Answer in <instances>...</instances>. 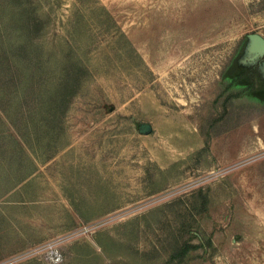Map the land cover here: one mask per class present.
Segmentation results:
<instances>
[{
    "label": "rangeland",
    "instance_id": "rangeland-1",
    "mask_svg": "<svg viewBox=\"0 0 264 264\" xmlns=\"http://www.w3.org/2000/svg\"><path fill=\"white\" fill-rule=\"evenodd\" d=\"M253 33L264 0H0V264H264Z\"/></svg>",
    "mask_w": 264,
    "mask_h": 264
},
{
    "label": "water",
    "instance_id": "water-1",
    "mask_svg": "<svg viewBox=\"0 0 264 264\" xmlns=\"http://www.w3.org/2000/svg\"><path fill=\"white\" fill-rule=\"evenodd\" d=\"M261 57H264V37L258 33L249 34L242 62H254ZM262 69L264 71V66ZM152 129L150 124L142 123L139 131L142 134H150Z\"/></svg>",
    "mask_w": 264,
    "mask_h": 264
},
{
    "label": "flooded vegetation",
    "instance_id": "flooded-vegetation-1",
    "mask_svg": "<svg viewBox=\"0 0 264 264\" xmlns=\"http://www.w3.org/2000/svg\"><path fill=\"white\" fill-rule=\"evenodd\" d=\"M242 59H243V57H242ZM242 59L238 60V62L242 65V69L245 71V72H243V75H245L247 78L248 77L253 78V75L256 72H263L264 73V71L262 69L264 66V57H261L254 62L248 61L246 63H243Z\"/></svg>",
    "mask_w": 264,
    "mask_h": 264
},
{
    "label": "built area",
    "instance_id": "built-area-1",
    "mask_svg": "<svg viewBox=\"0 0 264 264\" xmlns=\"http://www.w3.org/2000/svg\"><path fill=\"white\" fill-rule=\"evenodd\" d=\"M45 255L46 258L52 263L58 264L63 261V254L57 246L50 245L47 248Z\"/></svg>",
    "mask_w": 264,
    "mask_h": 264
},
{
    "label": "trees",
    "instance_id": "trees-1",
    "mask_svg": "<svg viewBox=\"0 0 264 264\" xmlns=\"http://www.w3.org/2000/svg\"><path fill=\"white\" fill-rule=\"evenodd\" d=\"M242 69V65L238 62V61H236L235 62V64L233 65V68H232V71L233 72H237V71H239V70H241ZM242 77H246L245 75H241V76H239L238 78L240 79V78H242ZM252 87H254L253 86V84H251V86H250V88H252ZM243 94V92H238L237 94H234L235 96H240V95H242ZM189 246V245H188ZM190 249V248H189ZM189 250H188V247L187 248H185L183 251H182V253L183 254H186L187 252H188Z\"/></svg>",
    "mask_w": 264,
    "mask_h": 264
}]
</instances>
